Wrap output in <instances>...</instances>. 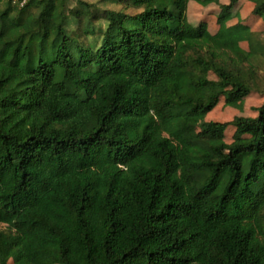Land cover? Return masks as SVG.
I'll return each mask as SVG.
<instances>
[{
	"label": "trees",
	"instance_id": "obj_1",
	"mask_svg": "<svg viewBox=\"0 0 264 264\" xmlns=\"http://www.w3.org/2000/svg\"><path fill=\"white\" fill-rule=\"evenodd\" d=\"M22 1L0 0V264H264V102L206 120L257 87L240 0L216 33L190 0H117L139 12L105 10L97 47L68 29L96 34L91 3Z\"/></svg>",
	"mask_w": 264,
	"mask_h": 264
},
{
	"label": "rangeland",
	"instance_id": "obj_2",
	"mask_svg": "<svg viewBox=\"0 0 264 264\" xmlns=\"http://www.w3.org/2000/svg\"><path fill=\"white\" fill-rule=\"evenodd\" d=\"M94 6V12L96 14V28L95 35L86 36L81 29V26L72 18L69 21L68 29L71 32H77L79 39L82 43L97 47L101 43L102 32L106 28L107 22L103 18L104 11L124 10L128 14H135L139 10L133 8H127L124 3H118L117 0H85ZM230 0H216L215 2L204 6L201 0H190L188 6V20L194 25L199 26L206 24L212 33H216L219 29L218 16L222 11L221 5L228 4ZM78 5L77 0H70V6L75 8ZM254 3L252 0H240L233 10L229 12L231 20L228 24H236L239 20L252 24L253 30L257 31L264 41V23L263 20L255 16L253 13ZM242 46L245 49L248 48L247 43H243ZM257 64V78L258 83L256 90L253 94L245 99V102L241 108L228 106L225 104V99L222 98L218 106L211 111L207 117V121H219L230 122L236 116H255L257 115L256 108L264 102V60H256ZM211 78H216L214 74H210ZM235 132V127L230 126L226 132V141L231 142ZM5 225L0 224V228H4ZM10 264H14L13 260H10Z\"/></svg>",
	"mask_w": 264,
	"mask_h": 264
},
{
	"label": "built area",
	"instance_id": "obj_3",
	"mask_svg": "<svg viewBox=\"0 0 264 264\" xmlns=\"http://www.w3.org/2000/svg\"><path fill=\"white\" fill-rule=\"evenodd\" d=\"M25 1H26V0H23V1H22V4H24V3H25Z\"/></svg>",
	"mask_w": 264,
	"mask_h": 264
}]
</instances>
